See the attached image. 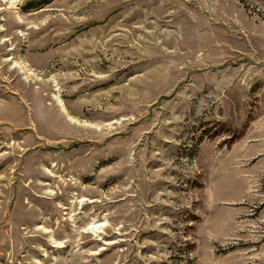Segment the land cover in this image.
Returning a JSON list of instances; mask_svg holds the SVG:
<instances>
[{
  "label": "rangeland",
  "instance_id": "rangeland-1",
  "mask_svg": "<svg viewBox=\"0 0 264 264\" xmlns=\"http://www.w3.org/2000/svg\"><path fill=\"white\" fill-rule=\"evenodd\" d=\"M0 264H264V0H0Z\"/></svg>",
  "mask_w": 264,
  "mask_h": 264
},
{
  "label": "bare ground",
  "instance_id": "bare-ground-1",
  "mask_svg": "<svg viewBox=\"0 0 264 264\" xmlns=\"http://www.w3.org/2000/svg\"><path fill=\"white\" fill-rule=\"evenodd\" d=\"M94 224V223H93ZM96 225V224H95ZM97 227V226H96Z\"/></svg>",
  "mask_w": 264,
  "mask_h": 264
}]
</instances>
